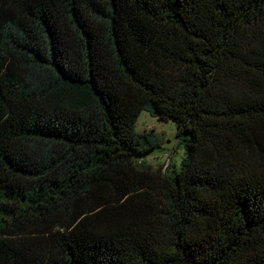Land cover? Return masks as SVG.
<instances>
[{
	"label": "trees",
	"instance_id": "16d2710c",
	"mask_svg": "<svg viewBox=\"0 0 264 264\" xmlns=\"http://www.w3.org/2000/svg\"><path fill=\"white\" fill-rule=\"evenodd\" d=\"M0 264H264V0H0Z\"/></svg>",
	"mask_w": 264,
	"mask_h": 264
},
{
	"label": "rangeland",
	"instance_id": "374dc122",
	"mask_svg": "<svg viewBox=\"0 0 264 264\" xmlns=\"http://www.w3.org/2000/svg\"><path fill=\"white\" fill-rule=\"evenodd\" d=\"M176 129V122L173 119H158L146 110H142L136 120L135 130L137 132L152 131L158 137L160 146L140 156L139 159L152 168L159 165L164 167L168 165L167 168H169L172 164L169 169L174 167L178 170L184 156V148L181 144H177Z\"/></svg>",
	"mask_w": 264,
	"mask_h": 264
}]
</instances>
